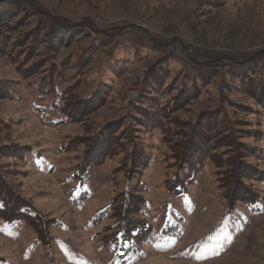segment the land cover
<instances>
[{"label": "rangeland", "instance_id": "1", "mask_svg": "<svg viewBox=\"0 0 264 264\" xmlns=\"http://www.w3.org/2000/svg\"><path fill=\"white\" fill-rule=\"evenodd\" d=\"M25 1L0 0V264H264V0ZM226 59L255 94L192 63Z\"/></svg>", "mask_w": 264, "mask_h": 264}, {"label": "trees", "instance_id": "2", "mask_svg": "<svg viewBox=\"0 0 264 264\" xmlns=\"http://www.w3.org/2000/svg\"><path fill=\"white\" fill-rule=\"evenodd\" d=\"M4 2H6V1H4ZM15 2L18 5L17 6V9L14 11L15 13L21 12V13L26 14V16H30L31 14H33V13H31L32 11H30V9L28 8V5H27L26 1L24 2V0H15ZM35 13H38V12L35 11ZM39 14L42 15V13H39ZM5 16H6V14H4L3 11L2 12L0 11V22L2 23L3 29H5L6 31H10L12 29L11 28L12 26L10 24L4 23L2 21L3 19H5ZM14 16H16V15H14ZM20 16H22V15H20ZM40 19H42V20H40ZM38 20H39V22H38L39 24H42V23L43 24H47V25H44V27H48L49 29L51 27L50 26L51 24H53V26H55V27L61 26L60 25V22L56 18L50 17L46 21H43V20H45L44 19V16H39V19ZM31 30H33V31H31V33H30L31 36L28 39L31 40V37H32V39L34 40V36H35L36 31L34 29H31ZM51 31L52 30L49 31V34L50 35H52V32ZM244 58H246V57H244ZM252 62H254V61H252ZM192 63L195 64L194 67H193L194 70H196V69L205 70L206 69V70H209V71H206L208 74H211L210 72H214V74H220L222 76V79H223L222 82H224V78L226 77L227 78V81H231V80L233 81V84H231V86H233L234 88L238 85L239 88H237V89L242 90V91L244 90L245 92H248L249 94H255L254 93L255 91L251 90L250 89L251 87H249L250 84H251V86L253 84H256L254 82L255 79L252 78L250 81H248L247 80L248 77H246V78L243 77L244 78L243 81L240 80L241 77H242V74H244V70H242V65H244V64H242L241 61H239V60L236 61L235 59H230V60H227L226 59L225 61L222 62V64H218V63L199 64L197 62H192ZM257 63H260V61L257 60ZM161 64H163V63L160 62V65ZM160 65H159V63L157 64L158 69L161 68ZM206 72L205 73H202V76H204V75L206 76ZM159 73H161V70L159 71ZM153 74H155V73H153ZM153 74L151 75V78H149V75H150V73H149L148 79H153L154 78V75ZM54 75H57V73H54ZM49 78L52 79V76L50 75ZM198 78H199L200 81H202V79L200 77H198ZM49 88H51V89H49V91H51L52 88H53V86H50ZM247 88H249V89H247ZM256 88L261 89L260 87H258V85H256ZM147 112L149 114L150 113H153V112H151L150 109H147ZM138 114H141V113H138ZM212 118H214V116ZM206 121H207V119H205L204 122H206ZM200 126H203V125H200ZM188 132H190L192 134L193 130L190 129ZM200 133H201V131H200ZM106 134H107L106 132H100L99 136L97 137V139H96V143L97 144L95 145L94 149H92V151H91V153H92L91 154L92 161L90 163L94 164V163L99 162V160H101L103 158V156H105L106 154L109 153V149L112 146H114V141L113 140H110L109 137H108V135H106ZM209 135H208V137H209ZM181 136L182 137H185L184 134H182ZM189 139H190V137H189ZM189 139H186L185 138V140H184V143H186L185 146H188V144L190 143L189 142ZM228 139H229V137H228ZM206 143H207V141L205 140L201 144L202 146L199 143H197V144H194L191 147H190V145L192 143L189 144L188 149H186L184 151H182L183 149L181 150L182 154H183V152H185V154H187V155L185 157H180V159H178V160H181L182 159V165L184 167L191 168V165H189V163H190L189 160L191 159L190 157H193L195 159L196 158V154H199L198 155V161L200 162L201 161V159H200L201 157H199V156L201 154H203L204 151H205V149L209 146V144H206ZM222 143H224V141H222ZM224 145L225 146L220 145L221 148H224V147L226 148V144L225 143H224ZM230 145H231V143H230ZM235 157L236 156H234V157H230V156L229 157H224L222 160H219L218 163H220V165H222L224 167L225 166L227 167V166L236 165V163H235V161H236ZM182 165H181V168L184 169L182 167ZM225 176H224V179H226L228 181V179L230 177H225ZM173 181H174L175 184L173 186V189H171V193H178V190H180V188H182L185 183L189 182L187 176L180 177L179 175H177L174 178ZM138 196H140V195H138ZM137 198H139V197H137ZM7 201H8L7 198H5L2 195H0V203L2 204L1 205V208H0V218L4 219L7 222L16 221L17 220V217H19L21 215H19L18 213H15L16 211L13 212L14 214L8 215V213H9L8 211H10V209L8 210V208H9L10 205H8ZM17 205H19V204H17ZM18 210H19V208H18ZM121 213L123 214V210H121ZM121 231H122V229L119 230V232H121ZM138 231H142V229L140 227H138L137 229L136 228L130 229V232H127L128 235H125V238H124V235L123 236L122 235H118L117 236V239L116 240L120 241L121 246H122L116 252L118 255L125 254L126 251L130 252V251H133L134 250V247L137 245V243H135V241L138 238L136 236V235H138ZM145 235H144V237H142V239L138 240L139 243L144 240ZM131 237H135L136 238V239H134L135 241H131ZM125 245H127V246L125 247ZM127 255H128V253H127Z\"/></svg>", "mask_w": 264, "mask_h": 264}, {"label": "snow or ice", "instance_id": "3", "mask_svg": "<svg viewBox=\"0 0 264 264\" xmlns=\"http://www.w3.org/2000/svg\"><path fill=\"white\" fill-rule=\"evenodd\" d=\"M127 245H125V247H126ZM218 246H222V245H218ZM198 258H200V257H198ZM206 258V257H205Z\"/></svg>", "mask_w": 264, "mask_h": 264}]
</instances>
